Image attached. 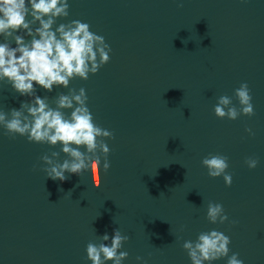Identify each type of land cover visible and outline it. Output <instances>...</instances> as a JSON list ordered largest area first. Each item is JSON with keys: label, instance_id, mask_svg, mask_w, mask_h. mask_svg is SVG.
Returning a JSON list of instances; mask_svg holds the SVG:
<instances>
[{"label": "water", "instance_id": "obj_1", "mask_svg": "<svg viewBox=\"0 0 264 264\" xmlns=\"http://www.w3.org/2000/svg\"><path fill=\"white\" fill-rule=\"evenodd\" d=\"M226 171L230 187L201 170L100 173L97 188L91 172L65 173L61 182L42 168L0 163V264H91L87 244L105 233L110 244L115 229L130 237L122 264H191L183 242L213 229L230 237L229 255L264 264V163ZM210 201L223 205L229 222L207 221Z\"/></svg>", "mask_w": 264, "mask_h": 264}, {"label": "clouds", "instance_id": "obj_2", "mask_svg": "<svg viewBox=\"0 0 264 264\" xmlns=\"http://www.w3.org/2000/svg\"><path fill=\"white\" fill-rule=\"evenodd\" d=\"M183 2L177 0V7L183 8ZM68 15V0H0V36L5 41L0 42V80L6 79L20 96L30 98V102H22L19 109L0 110V127L9 138L19 135L32 143L62 145L61 151L68 157L62 163L59 162L61 152L53 151L40 157L47 165L43 169L47 178L63 182L68 179L65 173L81 176L90 168L93 184L99 188L101 157L104 173L111 166L110 148L105 141L114 139V134L94 122L87 106L86 90L81 87L77 91L69 88V84L73 79L87 81L90 74H97L110 61L112 49L103 36L92 32L90 25L80 20L60 23L53 30L57 19ZM18 32L23 34H16ZM25 36L31 39L26 41ZM9 38L15 42V47L11 46ZM35 86L47 92H52L54 87L69 91L57 95L53 108L47 96L42 98L36 94ZM234 96L240 108L233 105L231 97L221 95L214 106L217 118L234 121L240 115H255L253 97L246 82L234 90ZM65 110H70V115ZM245 131L255 135L251 128ZM258 163V157L245 159L249 169H255ZM201 164L210 178L222 176L226 186L232 185V175L226 171L229 167L227 156L210 153ZM206 219L211 224L229 222L223 205L211 201L207 204ZM230 223L234 225L238 221ZM100 239L102 242H89L86 246V258L91 264L107 261L122 264L128 252L119 250L130 237L115 229L110 244L105 243L110 239L107 233ZM230 243L229 236L213 229L200 232L195 241L185 240L182 247L191 264H212L222 258H227V264H244L238 253L229 255ZM142 259L137 257L138 261Z\"/></svg>", "mask_w": 264, "mask_h": 264}]
</instances>
